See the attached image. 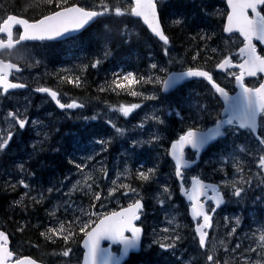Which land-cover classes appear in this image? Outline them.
I'll return each instance as SVG.
<instances>
[{"label":"snow or ice","instance_id":"snow-or-ice-1","mask_svg":"<svg viewBox=\"0 0 264 264\" xmlns=\"http://www.w3.org/2000/svg\"><path fill=\"white\" fill-rule=\"evenodd\" d=\"M45 2L54 4L55 7L39 19L30 20L16 15H8L0 21V34L6 36V39H0V49L11 50L18 45L33 41L74 39L77 33L86 30V26H91L93 22L103 24L104 21L99 18L108 17L114 12L116 17H134L137 18L136 22L142 21L147 29L165 45L164 55L167 56L169 53L167 46L170 39L162 28L161 12L164 7L162 0H131L127 8L121 7L120 0H116L114 4L107 2V0H99L98 5L93 4L90 7L79 6L77 3L69 4V0H45ZM227 9L223 32L232 35L238 33L239 37H242V46L238 47L236 53L224 54L215 67L226 73V77L231 78V81H234V89H238L235 95H231L226 86L217 83L213 75L201 67L189 66L184 71L168 73L166 68H159L156 63L150 65L151 69L163 72L165 76L141 74L134 70L117 67L111 73V78H106L104 86L99 88L100 92L111 91L117 94L123 92L131 97L160 101L161 97L155 91L150 95H145L144 91L137 90L138 86L139 88H144L145 85H153L154 88L160 86L162 93H168L179 83L190 78H203L211 85L214 90L213 99L220 105L222 111H218L215 116H212L207 103H197L194 110L190 106L188 110L191 115L188 119H191L193 123L189 124L186 130H182L178 138L171 139L169 141L170 147L166 149V154L174 161V175L180 182V191L189 202L191 219L195 221L193 239L198 241L200 249L206 248V238L209 236V230L213 227L214 214L226 203L225 197L229 195V192L222 190L219 184L205 183L200 175H191V187H185L187 182L186 170L197 164V160L190 161L186 158V149L194 150L195 156L199 158L206 148L218 145L221 140H226L231 135L234 138L232 150L228 151L227 148H224L218 152L217 155L220 157L218 162L222 163L223 166L213 168L214 173L224 172L225 178L221 181L223 188L230 190V196L240 202L245 199L248 189L252 186L253 176L245 178L244 167L237 153V147H239L240 153H246L247 156L252 157L257 168L254 175L259 177L260 184H264V134H262L264 132V0H227ZM173 23L180 25L184 21L176 19ZM17 28L20 29L18 39L14 37V30ZM112 31L113 29L105 24L102 37L110 42L114 38ZM199 38L206 42L212 37L205 34ZM258 44L261 46L259 49ZM216 51L215 48L212 49V52L215 53ZM27 55L25 52L21 54L19 59L26 60ZM110 55V51H105L103 59H108ZM234 56L236 57L235 60ZM200 57L201 51L196 50L192 54L191 60L196 62ZM102 62V59H96L90 66L96 69ZM13 71H20L18 64L0 59V90L4 94L9 93V90L27 87L24 83L13 82L10 79ZM248 77H259V79L252 86H249L246 81ZM59 78L69 84H75L77 87L81 83L80 76L63 75ZM35 91L47 94L61 110L83 109L85 107L84 103H77L75 100L70 103H62L60 93L50 87H37ZM177 107L180 110L174 114L183 119V105ZM140 108L141 104L133 103L122 104L117 110L123 117L127 118L134 110ZM26 111L27 109H25ZM160 111L157 110L151 116H146L145 120H152L157 125H164L165 120L161 119ZM7 117H10L11 121L14 122L12 127L18 126L20 130H24L29 123L28 117L20 113L19 110L16 112L9 111ZM206 118L212 119V127H205L197 123V121H203ZM83 119L87 120L89 117L85 116ZM91 119L95 120L97 116H92ZM31 123L36 125L39 121L33 119ZM107 123L115 129L117 134L124 135V129L117 127L110 119ZM144 126L143 121L136 125L140 129H143ZM244 134L254 139L257 146L252 148L237 146L235 138ZM12 136L13 131L10 130L5 137H0V151L7 149ZM161 140L162 137L158 133H152L147 140L132 139L131 144L125 150V155L130 158V154L136 153L137 148L143 149L144 145H153L154 142L158 143ZM96 143L101 145L100 150L103 152L107 150L106 145L110 144L111 140H97ZM88 159L93 160L94 157L89 156ZM229 162H231V167L234 170L233 179H227L226 167ZM75 167L83 172L87 165L77 163ZM20 169L23 171V164L20 165ZM143 169V164H140L135 178L146 183L154 181L159 171L158 166L149 167L147 170ZM95 171L102 173L104 177L108 175L103 164ZM124 171L128 172L129 169L125 168ZM237 176L238 179L235 178ZM111 183L114 187H108L106 195L102 197L103 189L100 183L97 182V178L89 173L84 177L83 184L77 180L67 192L63 193L64 199L61 204L52 206L51 210L46 209L51 223L39 232V236L53 244H62L63 250L60 255L67 258L68 264H71L73 253L71 245L77 242L78 237L84 249L82 264H121L130 251L140 248L144 229L138 226L137 222L141 221L144 212L143 198L140 197L137 189L129 184L121 183L115 186L117 185L116 180H112ZM18 184L27 190L24 196L28 197L33 207L43 205L46 198L43 192L32 196L30 195L32 191L30 184L26 183L24 179H20ZM10 186L14 190L17 184L12 183ZM159 187L162 191L157 193L156 198L159 199L161 205H164L166 200L169 202L172 200V192L166 184ZM96 189L100 190L97 191ZM53 190L52 187L47 189L48 193H52ZM209 190L212 195L208 194ZM55 191L59 192L61 189L56 188ZM117 193H120V196L124 198H129V194L136 198L132 199V202L128 203L126 207H120L118 211L100 212L94 210L97 206L96 202H100V208H104L103 201L111 202L118 199ZM78 195L89 198L87 209L82 203H77L75 197ZM261 198L264 197H258V199ZM209 201L212 202L211 205L208 203ZM16 203L23 205L22 211H28L29 205L24 203V197H21ZM174 220L175 216L168 223L171 224ZM240 224L241 220L236 218V226L231 227L227 235L232 237ZM27 226L28 222L26 221L24 225L17 226V231L23 233ZM35 227H42V225ZM163 232L168 234L161 239L154 240L153 243L158 245L160 249L175 251L178 242L183 240V237L175 230L170 233L168 228H164ZM259 239L264 246V235H261ZM103 241L109 242V246L102 247ZM162 241L169 242L164 243ZM220 243L224 244V241L221 240ZM113 245L121 246L119 255L112 251ZM235 248L239 249L240 244L237 243ZM251 250L255 251V249ZM205 255L207 264H219L215 255V245H213L212 251L206 252ZM0 264H37V260L26 255H17L10 247V234L5 230H0Z\"/></svg>","mask_w":264,"mask_h":264},{"label":"flooded vegetation","instance_id":"flooded-vegetation-1","mask_svg":"<svg viewBox=\"0 0 264 264\" xmlns=\"http://www.w3.org/2000/svg\"><path fill=\"white\" fill-rule=\"evenodd\" d=\"M162 3L164 7L161 15L167 35L185 44L183 47H177L173 44V47L170 49H178H175L171 54L168 53L167 56L164 55L163 50L160 52L157 51L156 53L152 52L154 57L164 60L162 63H157L158 67L164 68L170 63L174 65L169 70H184L189 66L201 67L208 70L213 75V78L223 86H226L230 92H234V81H231V78L226 77V73L215 67L216 63L222 59L224 54H228L229 52L236 53L238 47L242 46V38L239 37V34L226 35L223 32L226 13L228 11L227 0H162ZM27 13H29L28 10ZM11 14L22 16L19 12L16 14L10 11L0 10V21ZM176 19H180L184 21V23L180 25L174 24L173 21ZM142 30L143 27L141 26L135 28L131 38L138 45H143L150 53L149 49L153 51V47L157 46L156 43L158 42L155 41L151 35L145 34ZM174 30H176L178 34L183 33L181 39ZM19 31L20 29L18 28L14 30V37L16 39H18ZM205 34L210 35L212 38L206 42L201 40L199 37ZM193 37H195V39H193ZM0 39H6V36L0 34ZM128 39H130V36ZM54 43L55 42L50 41H33L18 45L11 50L3 49L0 51V59L11 61L12 63L18 64L20 67L19 72L13 71L10 75V79L13 80V82L27 85L24 89L9 90L7 94H4L2 90H0V137H5L10 130L13 131V136L6 149L7 152L4 153V151H1V153H4L5 158H0V176L2 175L4 178L6 175H11L13 183L16 184H18V181L23 177L26 179L25 182L30 184L31 188H33V196L38 195L39 192H47L49 187L53 189L58 188L56 179L61 172V167H59L61 166L59 153L63 141L61 128L65 118L69 117L68 119H71L73 136L75 137V143H73L74 147H77L78 150L79 146L83 148L87 147L88 154L95 157L93 160H89L93 165H101L105 153H108L110 146V144H107V150L101 152V145L96 143L97 140H110L111 126L107 123L110 119L108 114L110 108H107L106 112L94 108V76L90 73L91 68L88 65V74H84L82 72L85 71V65H78L76 67L77 71L72 76L81 77L80 86L77 87L75 84L65 83L66 86L63 87L64 82L59 78L62 76L60 72L61 60L56 57L58 50H53ZM257 46L258 49L261 47L259 44ZM213 48L217 50L215 53L212 52ZM196 50L201 51V57L196 62H192L191 56ZM25 52L28 54L27 59H19L21 54ZM233 58L234 60L236 59L235 56ZM80 61L81 60H79V62ZM150 70L152 72L149 75L155 74L163 76L162 72L152 70L151 68ZM258 79L259 77H248L246 81L252 86ZM188 85H191L195 92L192 94L193 98L185 102L188 104H200L201 97H205L206 95V83L203 81H194ZM37 87H50L58 91L61 101L64 100L62 95L63 88L68 90V88L71 87V99H66L64 101L75 100L77 103H84L85 107L83 109H73L70 112H63L47 94L37 93L35 91ZM173 95L174 93H172L169 98L174 99ZM102 101L109 104L107 98L103 100L98 99L97 104L99 108ZM176 105L178 106L180 103L177 102ZM177 106L172 107L170 111L171 115L167 119V123L164 125L156 124V129L158 128L160 130L168 127L169 131H171L177 126L179 132L186 130L187 126L191 124V119H188L191 113L187 109V106L184 105L183 108H185L182 112L184 118L180 120L174 114L175 110L178 111L179 109ZM101 107L103 106L101 105ZM25 109H27L26 112ZM17 110L28 117L29 123L24 130H20L18 126L13 128L12 124L14 122L11 121L10 117H7L9 111L16 112ZM85 116L89 117V119H83ZM92 116H97V119L92 120ZM33 119L38 120L39 123L33 125L31 123ZM161 119L166 120L162 117ZM186 122L188 123L187 126ZM199 123L201 122L199 121ZM96 126L97 130L95 129ZM166 132L168 133V130L162 133V135ZM157 144L156 142L154 143V145ZM80 150L82 151V149ZM97 153H99V155H97ZM53 154H55V159L48 161L46 156H52ZM191 154L193 153H190V156ZM124 161L126 162L127 160ZM21 164L24 166L23 171L20 169ZM48 166L49 169L47 168ZM37 168L43 172L42 174H48V177L54 178L55 182L51 183L52 185L50 186L39 185L32 179V172H35ZM169 168H172L169 163H166V166L161 164L162 172H164L161 176L162 184H166L170 191L174 193L179 190V185L173 180L172 175L169 173ZM107 173L108 177L110 172L108 171ZM190 173L191 170L186 171L187 185H189ZM168 175H170V182L166 180ZM3 183L6 184L5 182ZM153 183L157 188L158 179ZM10 187V184L5 185L6 189ZM16 191L23 192L26 191V189H24L22 185H18L15 191L8 190L6 192L11 194ZM20 199L21 197H13L10 199L9 203H15ZM228 209L229 208L226 207L219 211L216 215V219L220 218Z\"/></svg>","mask_w":264,"mask_h":264},{"label":"trees","instance_id":"trees-1","mask_svg":"<svg viewBox=\"0 0 264 264\" xmlns=\"http://www.w3.org/2000/svg\"><path fill=\"white\" fill-rule=\"evenodd\" d=\"M5 3L4 9H8L15 12H30V14H26L29 17H38L40 15L48 14L51 10L54 9V4H48L45 0H27L30 5L28 8L23 6V2L25 0H0ZM107 2L114 4L116 0H107ZM77 3L83 4L87 6H92L93 4H99V0H69V4ZM120 5L122 8H127V4L124 0H120ZM126 18L128 17H116L115 13L113 12L108 17H102L104 21L103 24H94L91 28H89L80 38L88 37L91 40H94L90 45L97 49L99 42L98 40L101 39V35L104 31V25L108 24L112 29V36L114 37L110 41L111 46V55L109 58L111 73L116 70L117 67H121L122 63L131 62V68L135 70L139 67L141 61L138 60L139 57L135 58V48L139 52V56H142L143 50L141 49L143 46L138 45L137 43L133 45L127 43L123 38V31L124 26L126 23ZM130 20H132L130 18ZM130 23L129 21H127ZM146 32V30H144ZM177 32L176 30H174ZM178 34V33H176ZM152 37V36H151ZM157 46L153 47V52H160L163 50L161 43L158 41L156 43ZM175 44L178 47H183L185 43L181 41L175 40ZM65 46V44H63ZM125 53H128L131 56V61H123L122 57ZM95 89V88H94ZM112 93L113 98L120 99L119 101H126L128 100L127 94L121 92L119 94ZM118 95V96H116ZM120 95V96H119ZM116 96V97H115ZM64 131V130H63ZM65 132V131H64ZM66 151H62V159L63 165H66ZM62 165V161H60ZM64 167H62L63 169ZM66 169V168H65ZM63 169V170H65ZM6 188L4 186L3 181L0 180V229L7 231L10 234L12 239L13 248L19 254H30L33 257L41 260L45 264H67V258H63L60 253L63 250V245L60 243L53 244L51 241H45L43 237L39 236V232L44 230V227H47L51 221L47 216L46 209L43 206H32L31 201L27 200L24 203L29 205L28 211H22V204L12 203L10 204L7 200L8 193L6 192ZM99 191V190H97ZM107 189H104L102 192V197L106 195ZM17 193H12V196L15 197ZM79 200L78 203H82L83 206L87 209L89 205V198L84 197L82 195H78L75 197ZM107 201H103L105 204ZM95 211L104 212L107 207L100 208V202H96ZM37 207V208H35ZM39 207V209H38ZM48 209V208H47ZM49 210V209H48ZM28 222V226L23 233L17 231L18 225H24L25 222ZM37 225H42V227H35ZM191 234V241L190 245L191 248L194 250L193 258L190 261V264H207L206 261V250L200 249L198 246L197 240L193 239V232ZM73 249L72 259H78L81 256L82 251L80 249V241L79 237L77 238V242L71 245ZM171 251L163 250L158 247L155 243H146L143 250L138 254L131 255L130 259L127 261L126 264H179V261L176 259L175 256H172ZM188 252V251H186ZM186 256V255H185Z\"/></svg>","mask_w":264,"mask_h":264},{"label":"rangeland","instance_id":"rangeland-1","mask_svg":"<svg viewBox=\"0 0 264 264\" xmlns=\"http://www.w3.org/2000/svg\"><path fill=\"white\" fill-rule=\"evenodd\" d=\"M22 4H23V6H25V8H28V6L30 5V3L27 2V0H25V2H23ZM99 36H101V39L104 40V38L102 37V34L99 35ZM184 86L185 87H181L179 89V91L176 92L175 96L177 97V100H175V99L173 100V99H170V98H167V97H165V98L161 97L160 103H156V101H152V100L138 102L139 104H141V108L134 110L133 114L137 113L136 116H138V117H143V115L151 116L154 112H156L157 110H160V108H163L166 111L167 114L171 113L170 112L171 110L169 108H171L173 101H174L173 104H174V107H175L176 106V102H180L186 96H188L190 94H193L195 92L191 85L186 84ZM152 89H153V85H151V90ZM139 90L140 91H144V92L147 91V89H145V88H139ZM150 94H152V92L149 93V95ZM181 105L184 106L185 103H182ZM214 115H215V113L212 112V116H214ZM117 116H119V114H117ZM117 116L116 115L114 116V121H116ZM128 119H130V118H128ZM204 120L200 121V122H209V120L212 121L211 118H206ZM131 122H132V120H131ZM131 122H129L126 126L122 127V129H124V135L122 137L125 140H127L128 142H129V140L131 138L130 136H131L132 131H133L131 127L132 126L136 127V125L141 123L142 120L140 119L139 122H135V123H131ZM144 124H145L144 133L148 134L149 133V129H147V127H148V124L152 125V121L149 120L148 123L144 122ZM138 134H139V131H138ZM149 136H150V134H148V137H146V138L144 136H142V135L141 136H134L132 138L133 139H138V140H147L149 138ZM161 137H162L163 140H165V138L169 137V136H167V133H165V134L161 135ZM233 140H234V138L231 135H229L226 140L221 141V143L216 145L209 153L207 152L208 154L205 157L204 164L205 165L214 164L215 166H216V164H218V168L222 167L223 166L222 163L218 162L220 160V157L217 155V153L222 151L224 148H227L228 151H231L232 147H233ZM235 144L237 146H242V147H247V148L248 147L252 148V147L257 146L256 143L253 141V139L247 134L240 135V136L236 137L235 138ZM119 147L121 149L120 154L125 155V151H124L123 146L120 145ZM237 153L239 154V156H240V158L242 160V163H244L248 167H252V169H245L244 170V175H245V172L248 173L249 171H251L253 169L254 170L252 172H254V174H255L257 172V168L255 166V163L253 162L252 157L247 156L246 153H240L239 152V147H237ZM158 157H162L161 153L158 154ZM153 165L159 166V161H155L153 163ZM114 166L116 167V166H118V164L114 163ZM230 168H232L231 167V162H229L228 166L226 167V171L229 170ZM218 173L224 174V172H218ZM204 174H206V176H208L210 178H213V177L215 178V176H216V174L213 172V169H211V168H210V170L205 169L204 165H201L196 170L191 171L190 176L191 175H200L203 179H205V180L208 179V178H206V176ZM118 177H120V176H118ZM224 178L225 177H223L222 180ZM233 178H234L233 177V172H231V174L229 173L228 176H227V179H233ZM235 178L238 179L239 177L237 176ZM257 179H259V177H257ZM112 180H115V179H112V175H111L110 182ZM159 180H162V179L159 178ZM75 182H69L67 185H69V187H71V185L73 183H75ZM111 185H112V183H111ZM221 185L223 187L222 183H221ZM260 185H261V188L264 189V184H260L259 181L253 180L252 186H255V189L258 188ZM63 190H67V189L65 187H62L61 191H59L60 195L58 196L60 198V201H58L54 205L62 203V201L64 199L63 193L67 192V191H63ZM159 191L160 190H158L156 193L154 192V194L151 197L152 200L150 201V204H149V207H148V214H149L150 217H149V220H146V224L148 225V231H149V234H147V235H148L149 239L151 237V239H153V240L161 239L164 235L168 234V233H164L163 232L164 228H168L169 232L171 233L173 230H178L182 225H184V222L186 220V218L183 219V216H185L183 211H181V210L177 211V209L180 207V205L173 201L175 196L172 194V200L170 202L166 200L165 204L161 205L159 203V199L156 198L157 197V193ZM227 191L230 194V190H227ZM255 191L256 190H254V193H255ZM117 198L118 199H115L114 203L123 205V200L127 201V203H131L132 199H135L136 197H132L131 194H129V198H124L122 196H118ZM231 198H232L231 203H238L236 201V198H234V197H231ZM109 209H111V208H109ZM50 210H51V208H50ZM173 216H175V220L173 221V223L169 224L168 221L171 220ZM233 218L234 219L239 218L241 220V218L239 216V213L234 215ZM239 227H241V224H240ZM254 227H255V230L253 229L254 230V232L252 234L253 236H251V238L248 239V241L251 242L250 245H249V248H248L249 249V251H248L249 255L246 256L245 258L241 259V263L242 264H243V261L246 262L245 264H264V246H261L262 242L259 239V237L261 235H264V224L261 223V222H255L254 223ZM162 242L166 243V242H169V241H162ZM260 242H261V244H260ZM213 245H215V246L217 245L218 246L219 242L216 241V240L211 239L210 240V244H209V251H212ZM251 249H255V251H252ZM181 259H183V261L185 263H188V260L183 256V253L181 255ZM80 261H81V259L79 257V259L75 260L73 263L74 264L75 263H79ZM218 261H219V264H220V259H218ZM226 263H228V262H226V260H224L223 264H226ZM239 264H240V262H239Z\"/></svg>","mask_w":264,"mask_h":264},{"label":"bare ground","instance_id":"bare-ground-1","mask_svg":"<svg viewBox=\"0 0 264 264\" xmlns=\"http://www.w3.org/2000/svg\"><path fill=\"white\" fill-rule=\"evenodd\" d=\"M162 26H163V23H162ZM182 34L181 33L178 34L180 39H181V36H183ZM151 36L154 39L156 38V40L159 41V39L157 37H155L152 33H151ZM93 41L94 40H91V39H84L81 42L77 43V48L80 51V53L91 54V53L96 52L99 48H101V44L99 43L98 48L94 49L90 45ZM159 42L161 43V41H159ZM141 49L143 50V55L147 54L148 50L144 46ZM163 49H164V47H163ZM168 49H169V54H170L172 52V50L170 48H168ZM153 53H155V52H153ZM122 60L123 61H131V56H129L128 53H125L124 56L122 57ZM124 64H125V62H124ZM149 65H151L150 62H149ZM104 81H105V79L102 78L101 82L104 83ZM144 88L147 89V91H145V93H147L149 90H151V85H145ZM105 94L108 95V100H110V101L111 100L113 101V99H114V101L119 100L118 98L112 97L113 95H112L111 91H106ZM105 94L104 93L101 94L102 100L105 98ZM116 96H118V95H116ZM101 105L103 107H101ZM94 106H95L94 108L96 110L106 112L107 108L110 107V102L108 104V103H104V101H102L100 103V108H99L98 104H95ZM61 133L63 136H70L71 135V131L65 125H62ZM118 146H119V144H117L116 148L114 149L116 152L120 151L117 148ZM46 158L48 161L53 160V159H55V154H53L52 156H46ZM60 161H62V165L59 166V167H61V171H67L68 167H69L68 163L66 162V165H63V159L61 158V155H60ZM59 167H57V168H59ZM62 167H64L63 169H65V168L66 169L63 170ZM47 168L49 169V166ZM110 177H111V174H109L107 179L110 180ZM2 178H3V176L1 175L0 179H2ZM253 180H255V179H253ZM152 189H153V185L151 182H147V183L143 182L139 186V191L143 195H148L152 191ZM253 189L256 190L255 193H259L262 191L261 185L256 189H255V186H253ZM10 199H11V196L9 195L7 197V200H10ZM35 208H37V207H35ZM38 209H39V207H38ZM238 213H239V216L241 218V227H237L236 233L232 237H229L228 240H223V239L218 238V237H215L213 239V240H216L219 242V245L215 246V248H216L215 249V255L218 259H220V264H223L224 260H226V262H230V260H236V264H239V262H240V264H242L241 259H243L249 255V252H248L249 249L248 248H249V245L251 242H249L248 239H250L251 236H253L252 234L255 230L254 223L255 222L264 223V198H262V200L260 201L259 204H255L251 201L232 203L231 207H229V209L220 218H218L217 227L221 231H223L224 233L227 234L228 231L231 230V227L236 226L235 225V219L233 217H234V215H236ZM226 217H227V219H225ZM185 225H186V223H184V226ZM182 235H183V240L178 242L175 250H178V252H180V253L185 252V251H193L191 246L188 245V244H190V241H191L190 227L186 228ZM221 240L224 241V244L220 243ZM237 243L240 244L239 249L235 248ZM234 249H235V251H234ZM171 255L174 256V254H171Z\"/></svg>","mask_w":264,"mask_h":264},{"label":"water","instance_id":"water-1","mask_svg":"<svg viewBox=\"0 0 264 264\" xmlns=\"http://www.w3.org/2000/svg\"><path fill=\"white\" fill-rule=\"evenodd\" d=\"M146 26V25H145ZM87 27V26H86ZM147 27V26H146ZM162 28H163V26H162ZM82 31V30H81ZM150 31V30H149ZM176 72H180V71H175V72H171V73H176ZM196 79H201V78H190V79H185L184 81H182L181 83H179L175 88H177L178 86H180L181 84H184V83H186V82H189V81H192V80H196ZM175 88H173V89H171L170 91H172V90H174ZM169 91V92H170ZM235 95V94H234ZM193 166V165H192ZM205 183H208V182H205ZM143 202V201H142ZM118 211V210H117ZM142 235H143V233H142ZM207 239V238H206ZM141 240H142V237H141ZM104 242H107V241H103L102 242V247H108L109 246V244L107 245V246H104ZM10 243H11V240H10ZM109 243V242H108ZM141 246V245H140ZM81 247L83 248V246H82V243H81ZM113 247V246H112ZM113 251V250H112ZM138 251H140V248L138 249V250H132V251H130L129 252V254L130 253H132V252H138ZM114 252V251H113ZM114 253H116L117 255H118V253L117 252H114ZM129 254L126 256V257H124V259L122 260V262H121V264H123L124 263V261H126L127 260V258H128V256H129ZM30 257V256H29ZM32 258V257H31ZM37 264H43V263H41V262H39V261H37ZM82 264V263H81Z\"/></svg>","mask_w":264,"mask_h":264}]
</instances>
